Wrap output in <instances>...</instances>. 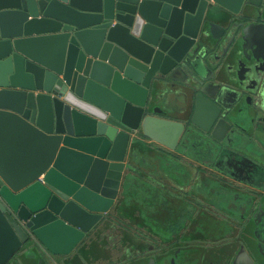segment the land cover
I'll return each instance as SVG.
<instances>
[{
	"label": "water",
	"instance_id": "95a60500",
	"mask_svg": "<svg viewBox=\"0 0 264 264\" xmlns=\"http://www.w3.org/2000/svg\"><path fill=\"white\" fill-rule=\"evenodd\" d=\"M260 5L0 0V264L111 237L144 190L162 219L187 215V185L171 180L190 169L177 145L229 126L227 75L243 44L264 37ZM180 92L192 110L174 120ZM252 144L234 146L257 156Z\"/></svg>",
	"mask_w": 264,
	"mask_h": 264
},
{
	"label": "flooded vegetation",
	"instance_id": "af4514ba",
	"mask_svg": "<svg viewBox=\"0 0 264 264\" xmlns=\"http://www.w3.org/2000/svg\"><path fill=\"white\" fill-rule=\"evenodd\" d=\"M253 1L261 2L259 22L264 23V0ZM257 38L264 55V37ZM253 42L243 44L240 59L227 75L235 85L225 92V109L220 115L228 110L223 117L231 119L229 126L221 121L216 136L196 128L183 144L177 145L180 158L190 169H185L187 177L182 183L173 175L171 180L187 185L180 189L181 206L187 215L179 214L170 221L162 219V210L153 209L152 200L150 213L145 216L149 223L136 221L137 228L147 231L151 247L148 253L137 250L139 254L128 259L135 251L123 243L134 226L119 217L115 219L118 241L112 239L108 245L109 258L86 264H264V79L250 74L245 64L247 56L252 55L249 50ZM245 75L244 90H240L238 83ZM235 90L241 92L239 98ZM183 96L180 92V103L168 109L174 114L172 119L181 120L184 109L192 110L191 104L183 103ZM250 141L260 150L257 156L234 146L248 151ZM134 237L140 244L142 238Z\"/></svg>",
	"mask_w": 264,
	"mask_h": 264
},
{
	"label": "crops",
	"instance_id": "0c3cea01",
	"mask_svg": "<svg viewBox=\"0 0 264 264\" xmlns=\"http://www.w3.org/2000/svg\"><path fill=\"white\" fill-rule=\"evenodd\" d=\"M258 39V38H257ZM254 40L253 44L251 45V49L249 51H251L252 55L249 54V56H247L248 60L245 61L247 68H249V73L252 74L254 73L255 76H259V78L261 79V81H263L264 79V55L261 53V48L258 44V40ZM175 120H177L176 118H173ZM175 179H177V181H179L180 183H182L184 181L185 175L183 174H178L174 177ZM152 203V198L150 193L148 192V190H144L143 192H141L138 195V199L136 200V204L137 206H140L141 209H144L146 211L147 214L150 213V204ZM138 213V211H137ZM146 230H148V228L144 227ZM113 234V232H112ZM116 233L114 232V235ZM131 234V235H130ZM130 234L128 235V238H126L127 242L125 241L126 246H129L130 249L132 251H135L134 253L132 252V254L128 257V259L130 257L134 258L137 254H139V252H136L137 250H141V251H145V253H148L150 250V239L147 236H145L144 238H142V241H140V244L137 243V241H134L133 239L135 238L134 235H132L133 233L131 232L130 229ZM130 236V237H129ZM107 240H109V242H107V246L112 243V237H107ZM115 241H118V239H115ZM81 245L78 247V249H76L73 254H75L76 252H79L81 250ZM143 247V249H142ZM81 252V251H80ZM67 257V256H66ZM66 257H58L55 258V260H53L50 256L48 255H38V254H29V255H18V260H17V264H66ZM125 262H127L128 259H125ZM119 260V259H118ZM110 262H112L110 260ZM86 264V263H84Z\"/></svg>",
	"mask_w": 264,
	"mask_h": 264
},
{
	"label": "trees",
	"instance_id": "16d2710c",
	"mask_svg": "<svg viewBox=\"0 0 264 264\" xmlns=\"http://www.w3.org/2000/svg\"><path fill=\"white\" fill-rule=\"evenodd\" d=\"M127 204L121 207L120 209L121 216L127 217L128 219L136 218L137 215L135 212H137L136 210L137 204L133 200H130L129 202H127ZM133 205H134V208H133ZM125 210L128 211V214H125L124 212ZM148 221H149L148 218L145 216L143 220H138V222H140V224L142 225L145 223H149ZM128 231L129 229L127 230V232ZM107 242H109V240H107L106 237H103L102 239H98L90 243L88 241L81 243L80 244L81 252L79 251V252H76L75 254L72 253L71 255L67 256L66 264L96 263V262H102L104 260H107L110 256V252L108 251ZM127 262H130V261L127 260Z\"/></svg>",
	"mask_w": 264,
	"mask_h": 264
},
{
	"label": "rangeland",
	"instance_id": "374dc122",
	"mask_svg": "<svg viewBox=\"0 0 264 264\" xmlns=\"http://www.w3.org/2000/svg\"><path fill=\"white\" fill-rule=\"evenodd\" d=\"M137 199H138V196L136 197ZM128 205V204H127ZM133 208H134V205H133ZM125 212V214H128V211L127 210H125L124 211ZM166 213H168V211H166ZM128 216V215H127ZM130 217V216H129ZM125 218H127V217H125ZM132 219V220H131ZM131 219H129V221H127V223H129L130 225L131 224H133V226L134 227H131L132 229V233L135 235V236H138V237H141V238H144L145 236H147L148 234H147V231H143V229H141V228H137V225H136V221H138V220H141L140 218H139V216L137 215V217L136 218H131ZM172 218H170V219H168V221H170ZM146 226H147V224H146ZM139 230H141V231H139ZM141 232V233H140ZM149 232V231H148ZM111 237L112 238H118V235L117 234H115L114 235V233L113 234H111Z\"/></svg>",
	"mask_w": 264,
	"mask_h": 264
},
{
	"label": "built area",
	"instance_id": "2783aa9c",
	"mask_svg": "<svg viewBox=\"0 0 264 264\" xmlns=\"http://www.w3.org/2000/svg\"><path fill=\"white\" fill-rule=\"evenodd\" d=\"M0 200H1V198H0Z\"/></svg>",
	"mask_w": 264,
	"mask_h": 264
}]
</instances>
